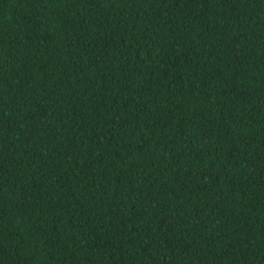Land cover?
Wrapping results in <instances>:
<instances>
[{"label": "trees", "instance_id": "trees-1", "mask_svg": "<svg viewBox=\"0 0 264 264\" xmlns=\"http://www.w3.org/2000/svg\"><path fill=\"white\" fill-rule=\"evenodd\" d=\"M0 264H264V0H0Z\"/></svg>", "mask_w": 264, "mask_h": 264}]
</instances>
